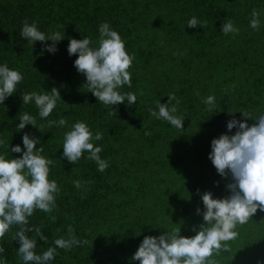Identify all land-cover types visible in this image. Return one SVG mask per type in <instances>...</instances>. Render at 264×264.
I'll list each match as a JSON object with an SVG mask.
<instances>
[{"label":"trees","instance_id":"16d2710c","mask_svg":"<svg viewBox=\"0 0 264 264\" xmlns=\"http://www.w3.org/2000/svg\"><path fill=\"white\" fill-rule=\"evenodd\" d=\"M259 15L258 28L250 26L252 11ZM195 16L202 27L187 26ZM24 21L36 22L45 34L59 32L57 51L33 44L19 33ZM231 21L237 32L224 34L221 25ZM108 22L125 41L132 56L128 71L132 84L120 92H133L132 105H105L89 91L86 78L77 72L68 55L69 38L89 37L95 46L98 26ZM0 64L22 73L17 91L0 104V140L20 144L30 132L40 139L41 155L51 158L49 179L60 191L50 212L34 209L29 226L47 237L37 240L35 252L54 246L56 238L69 236L87 243L70 249L57 248L50 264H139L131 257L143 238L174 228L193 236L203 221L201 195L214 198L230 194L231 176L221 177L209 159L211 140L227 132L226 122L235 116L249 126L264 112V0H0ZM56 88L61 99L48 117L41 119L35 104H23V92L43 93ZM174 95L182 129L151 116L156 101L166 103ZM214 95V106L203 103ZM245 111L252 117H243ZM35 117L36 127L16 124L23 113ZM115 112V114H114ZM236 112V113H235ZM64 117L63 127H47L48 120ZM76 121H84L93 134L100 131L99 153L108 167L99 171L85 152L76 162L61 155L63 134ZM149 132L146 135L145 132ZM235 128L230 134H234ZM5 158L9 152L0 145ZM80 181L77 188L74 181ZM18 225L0 238L4 264H23L13 240ZM230 251L214 254L217 264H264V211L259 209L244 224H237Z\"/></svg>","mask_w":264,"mask_h":264},{"label":"clouds","instance_id":"9594fccd","mask_svg":"<svg viewBox=\"0 0 264 264\" xmlns=\"http://www.w3.org/2000/svg\"><path fill=\"white\" fill-rule=\"evenodd\" d=\"M259 15L255 9L252 11L250 26L258 28ZM201 26V22L195 16L187 21V26ZM224 34L234 33L238 28L231 21H225L221 25ZM99 38L93 41L85 36L81 39L69 38L67 52L69 56L77 54L73 64L77 72L86 78V86L99 102L105 105L116 106L120 103L132 105L137 101L133 92L121 93L123 85L132 84L131 74L128 71L132 64V56L126 51L125 41L121 35L110 26L108 22H102L98 26ZM32 44L36 41L45 42L51 40V44H45L44 48L49 53L57 51V43L63 39L59 32L45 34L39 30L35 21H24L19 33ZM23 75L7 64H0V104H4L6 98L17 91L18 84ZM57 99H61L59 91L52 88L43 93L23 92L22 103H34L41 119L49 116L56 107ZM174 95H169L166 103L156 101V108H150L151 116L165 120L170 125L182 129L184 118L176 115L177 104H173ZM62 100V99H61ZM203 103L209 107L214 106V95H208ZM114 112V114H115ZM243 117H251L245 111ZM236 113V112H235ZM252 118V117H251ZM256 123L249 126L246 120L233 116L226 122L227 132L214 137L211 140V151L208 156L221 177L231 176V182L226 187L230 194L222 198H214L210 191L201 195L203 210L196 209L197 214L202 215L205 222L199 230L193 228L195 235H180V227L171 231H165L158 236L147 235L139 244L131 257L132 261L139 264H217L210 259L221 250L228 252L230 246L227 241L237 236L235 231L237 224L246 223L253 214L264 211V112L255 117ZM35 117L29 113H23L16 124L18 131L26 125L42 130L45 125L36 127ZM67 124L64 117L58 120H48L47 127H63ZM235 128L234 134H230ZM149 135V132H145ZM102 133L96 131L93 134L90 127L84 121L74 122L69 130L63 134V152L61 155L69 162L76 163L87 152L88 159L94 160L99 171L108 167V162L102 159L99 153L100 145L93 141L102 139ZM40 139L30 132L22 135L23 150L20 144L5 145L9 152L22 153L20 157L7 159L0 154V238L9 230L10 226L18 225L13 240L19 241L18 253L23 264H50L57 253V248L70 249L74 245L87 243L77 239L73 234L74 229L69 226L67 238H56L54 246H49L42 253L37 254V240L30 238L27 233L35 231L40 240L46 241L47 237L39 227L29 226L28 217L34 209L50 212L55 207V194L60 188L55 179H49L52 159L41 153ZM79 189L80 181H74ZM4 249L0 247V253ZM0 264H4L0 257Z\"/></svg>","mask_w":264,"mask_h":264}]
</instances>
